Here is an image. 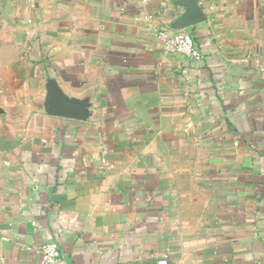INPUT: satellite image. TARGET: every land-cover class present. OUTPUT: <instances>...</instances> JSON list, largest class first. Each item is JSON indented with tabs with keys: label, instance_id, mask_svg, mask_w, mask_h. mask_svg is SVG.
<instances>
[{
	"label": "crops",
	"instance_id": "obj_1",
	"mask_svg": "<svg viewBox=\"0 0 264 264\" xmlns=\"http://www.w3.org/2000/svg\"><path fill=\"white\" fill-rule=\"evenodd\" d=\"M46 242L264 264V0H0V264Z\"/></svg>",
	"mask_w": 264,
	"mask_h": 264
},
{
	"label": "built area",
	"instance_id": "obj_2",
	"mask_svg": "<svg viewBox=\"0 0 264 264\" xmlns=\"http://www.w3.org/2000/svg\"><path fill=\"white\" fill-rule=\"evenodd\" d=\"M163 48L170 54L181 55L189 60H197L201 52L195 43L191 33L186 31H168L160 28L156 31ZM37 252L38 264H58L60 260V247L56 242L42 244Z\"/></svg>",
	"mask_w": 264,
	"mask_h": 264
}]
</instances>
